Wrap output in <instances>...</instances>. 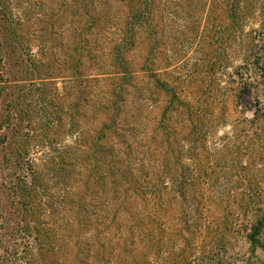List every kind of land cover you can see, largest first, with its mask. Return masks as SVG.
Listing matches in <instances>:
<instances>
[{
	"label": "trees",
	"instance_id": "obj_1",
	"mask_svg": "<svg viewBox=\"0 0 264 264\" xmlns=\"http://www.w3.org/2000/svg\"><path fill=\"white\" fill-rule=\"evenodd\" d=\"M258 90L264 0H0V264L264 257Z\"/></svg>",
	"mask_w": 264,
	"mask_h": 264
},
{
	"label": "rangeland",
	"instance_id": "obj_2",
	"mask_svg": "<svg viewBox=\"0 0 264 264\" xmlns=\"http://www.w3.org/2000/svg\"><path fill=\"white\" fill-rule=\"evenodd\" d=\"M256 94L257 96H254L253 95ZM255 98L256 100H258V107L262 110V112L264 111V97L262 96L261 94V90L259 91H256L255 92H251V94L248 96H244L243 98L240 99L239 101V104H237L236 101L238 100H235L234 102L231 101L229 106L231 109H235L234 111L232 110V115L230 116V119H229V126L227 128H221L216 134L212 135L210 138H209V146L212 148L216 143L219 142V138L220 137H223V136H226V135H230L232 133V128H233V122L237 119V118H240V117H246V118H253V110L255 109V104H254V101H255ZM244 106V107H242ZM248 106V108H247ZM243 110V114H239V110ZM260 128L264 129V121L261 122L260 124ZM187 164H190L191 161L189 159H186L185 160ZM255 171V170H254ZM252 173V172H251ZM253 174V173H252ZM3 197L2 195H0V198ZM244 239L241 238L240 240V244L238 243L237 246H233V251L230 250V253L229 254H232V252H235V253H238V254H243L241 256V260L239 263L237 264H246L247 260L249 258H251V262L253 264H258V260H263L264 257H263V254L261 252H257V255L256 257H253L250 253H248V248L249 246H246L244 243ZM20 250H23V249H26L25 246H20ZM21 253V251H20ZM245 253V254H244ZM247 253V254H246Z\"/></svg>",
	"mask_w": 264,
	"mask_h": 264
}]
</instances>
